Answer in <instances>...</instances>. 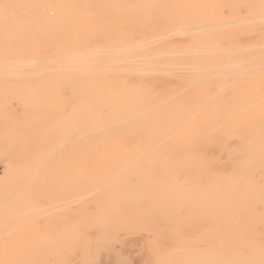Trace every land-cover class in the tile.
Segmentation results:
<instances>
[{
	"label": "rangeland",
	"instance_id": "rangeland-1",
	"mask_svg": "<svg viewBox=\"0 0 264 264\" xmlns=\"http://www.w3.org/2000/svg\"><path fill=\"white\" fill-rule=\"evenodd\" d=\"M254 65L264 0H0V264H264Z\"/></svg>",
	"mask_w": 264,
	"mask_h": 264
},
{
	"label": "bare ground",
	"instance_id": "bare-ground-1",
	"mask_svg": "<svg viewBox=\"0 0 264 264\" xmlns=\"http://www.w3.org/2000/svg\"><path fill=\"white\" fill-rule=\"evenodd\" d=\"M260 47V46H259ZM237 48V47H236ZM234 49V48H232ZM229 50V49H228ZM231 50V49H230ZM237 50V49H236ZM208 52V51H207ZM159 55V54H158ZM174 66V65H173ZM229 71V70H227ZM232 72L235 73V75H238V77L241 79V80H257L260 78L263 79L264 78V75H263V71L261 70L260 66L259 65H254V66H251V67H247V66H240L236 69H232L231 70ZM230 71V72H231ZM151 73H154V72H151ZM160 74V73H159ZM162 74V73H161ZM164 75V74H163ZM231 76V74H230ZM196 80H198V78H196ZM144 164V163H143Z\"/></svg>",
	"mask_w": 264,
	"mask_h": 264
}]
</instances>
